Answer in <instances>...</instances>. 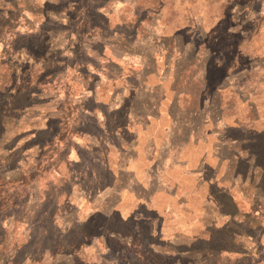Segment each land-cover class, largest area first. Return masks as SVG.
<instances>
[{
  "label": "rangeland",
  "instance_id": "374dc122",
  "mask_svg": "<svg viewBox=\"0 0 264 264\" xmlns=\"http://www.w3.org/2000/svg\"><path fill=\"white\" fill-rule=\"evenodd\" d=\"M251 6L264 19V0H0V138L14 136L0 143V222L14 224L32 177L53 194L18 243L35 250L26 264H264V31L243 43ZM181 46L206 73L195 110L215 95L222 109L188 136L176 121L189 100L172 90ZM13 168L23 175L6 183ZM55 200L75 210L52 222Z\"/></svg>",
  "mask_w": 264,
  "mask_h": 264
},
{
  "label": "trees",
  "instance_id": "16d2710c",
  "mask_svg": "<svg viewBox=\"0 0 264 264\" xmlns=\"http://www.w3.org/2000/svg\"><path fill=\"white\" fill-rule=\"evenodd\" d=\"M33 0H28V2H32ZM36 1V0H34ZM38 1V0H37ZM251 2L246 3L245 5L250 6ZM245 8V6H243V9L240 10L243 11ZM253 7L251 6L247 12V14L252 15L253 14V21H252V26L249 29V37H247L244 40V44L249 43L250 41L253 40V38L257 35V33L259 34L260 32L264 31V26L263 23H261V21H263V16L261 13H259L258 15L256 14V12H254V10H251ZM259 19L260 22H255L256 19ZM251 32H253V34H251ZM247 34V32L245 33ZM168 48V54L173 53V47H170V45L167 46ZM184 50V47L181 46L179 48V56L180 59L185 61L184 63H180V65L178 64L175 71H174V75H173V81H172V90L175 94V98H178L181 96H183V99L189 100V104L185 105L184 107H181V110H179V113L181 114V116H178V121H176V126L180 125V133L184 132V135L190 134V132H195V128L199 126V124H201L203 122V116H208L209 120H213V125H215V120H218L220 118V116H222V109H221V104L219 103V96L217 97L216 95L214 96V98L210 99V101L207 102V108H204L205 110L200 111V110H195V108L200 105V98L202 95H204L205 93V85H206V73L204 72L203 77L201 78H195V75L197 74V70L195 69V65L196 63H199V61L197 60V58L194 56L193 51H189L187 53V51ZM116 57H119L116 54H113V57H110V60L113 62V64L118 65L117 63H119V61H121V58L117 59ZM253 59L252 56H248V59ZM258 59V58H257ZM202 60V66L205 69V64ZM206 63V62H205ZM144 66V65H143ZM142 68L140 67L139 69L141 70V74L143 75V72L145 73V71H143L144 69H146L145 67ZM143 71V72H142ZM181 96V97H182ZM249 107H251L252 109L254 108V103L250 102ZM200 112H202V114L200 115ZM251 114L254 115L255 117V111H253ZM195 117V118H194ZM200 117H202V119H200ZM254 121V120H253ZM7 126V124H5V127ZM7 130L5 131V134L2 135V137L0 138V143L3 142V145L8 144L9 142L11 143V139H13L14 136H11L8 138L7 136ZM188 136V135H187ZM9 143V144H10ZM71 145H70V150L69 152H71ZM247 154V151L245 150V153ZM249 154H247L246 156L243 157H248ZM38 163L36 162L33 165H28V167H32L37 165ZM6 176H4L5 182L6 183H10L12 180L17 179V177H20L23 175V172H21L18 169H11V170H6ZM56 173V172H55ZM44 177L43 178H38V179H34L32 177V180H28L27 181V186L26 188L28 189V193L26 194V202L22 205H17L16 208L14 210H12L11 212V216L12 219L14 221V224H10V221H6L5 223L2 221L0 222V239L1 242L0 245L3 251H0V264H26V261H29L31 259L29 254H33L34 256V252L35 250L30 251L29 247H26V249L21 248V245H19L18 243H21L22 239H25L27 241V239H29V241H32V234H38V232L40 231H36V217L38 214H41L40 212L37 213L39 210L43 211L46 208V205L48 204V200L49 197L52 198L53 194L51 195H44V192H42L41 188L44 186ZM49 186V184H48ZM45 185V187H48ZM42 194L44 196L43 200H41L40 202H38L37 207L36 208H30V210L28 211L30 204H29V200L31 197H33V195L35 194ZM58 205V201L55 200V204L53 203V208L54 209V213L52 215H54V217L51 219L52 222L57 219L58 217H62L66 215V212L69 211V209H73L75 210V203L68 205L65 209H62V206ZM25 207V210H24ZM25 225L26 227L25 232L22 233L21 231H19L18 229L22 227V225ZM21 225V226H20ZM53 226H55V224L53 223ZM57 228V227H56ZM58 229V228H57ZM75 227L72 226L68 229H66V234L69 233L71 234L74 231ZM27 230V231H26ZM27 232V233H26ZM41 233V232H40ZM39 233V234H40ZM75 238V237H74ZM75 241L71 240L69 243H71L69 248H72L73 250H75V246L77 243H74ZM61 243V242H60ZM62 244L64 245V242L62 241ZM9 255H7V253H9ZM26 252L23 256H16L18 253H23ZM23 258H25L24 261H22L21 263H19ZM50 261L49 264H55V257L50 256ZM47 264V263H46Z\"/></svg>",
  "mask_w": 264,
  "mask_h": 264
}]
</instances>
